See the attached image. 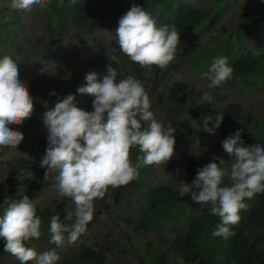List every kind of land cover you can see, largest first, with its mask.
I'll list each match as a JSON object with an SVG mask.
<instances>
[{"label": "trees", "instance_id": "obj_1", "mask_svg": "<svg viewBox=\"0 0 264 264\" xmlns=\"http://www.w3.org/2000/svg\"><path fill=\"white\" fill-rule=\"evenodd\" d=\"M219 1L221 0H216L214 5ZM0 3V58L9 55L17 62L19 78L28 86L34 103L31 117L22 125H10L12 130L18 126L32 125L36 113L42 111L45 105L54 107L69 94L75 97L76 105L80 97L77 89L80 88L86 71L104 72L105 68L107 69L104 59L97 56H87L81 69L70 68L73 59L61 50L65 40H85L105 23L118 27L119 19L135 5L149 13L156 20L158 27L175 25L180 31L181 42H184L192 34L217 26V15L225 9V6L215 9L213 5L211 10L203 12L191 4L180 3V0H109V7L114 11L109 14L100 7L97 0H77L75 5L72 0H41L43 8L41 3L33 6H37L45 15V32L32 38L22 20L23 11L11 10L10 0H0ZM221 30L223 31V28ZM219 38L211 44L199 47L188 58L193 69L206 73L215 58H227L229 66L233 68L231 79L211 88L216 99L222 100L236 89L240 82H249L258 77L264 79V51L244 55L246 41L243 38H235L232 35L224 37L222 34H219ZM253 38L257 40L256 36ZM91 41L93 45L99 46L97 40ZM111 66L118 73L117 82L132 76L147 88L151 101L150 110L166 128L171 125V121L179 119L181 125L172 127L175 128L174 151L188 154V158L183 156L181 159L183 171L196 167L195 165L199 167L202 162L199 155H193V152L183 149L185 144L192 145L199 136L193 125L203 127V119L209 115L224 114L220 125L221 137L224 139L234 138L239 132L244 146L257 143L264 145V120L244 113L239 105L212 109L207 102L199 103L198 98L190 102L186 97L185 85L169 81V74L174 73L172 63L165 69L153 67L151 70L142 68L131 60L127 66L121 61H114ZM131 72L136 77L131 75ZM142 155L138 148H133V164L137 162V157ZM230 158L232 160L231 156ZM150 168L151 166L141 167L138 170V179L113 189L112 204L107 203V194L103 199H97L94 205V219L87 225V229L97 224L98 233L104 234L106 238L110 233L108 230H111L109 223L118 225V211H113V208H122L126 198L131 196L136 199L128 205L134 207L137 222H126L124 228L133 232L158 228L175 232L172 247L176 264H264V194H257L252 199L245 200L248 209L240 212L242 219L239 226L233 228L235 235L224 240L212 236L220 218L210 214L209 205L194 202L190 193L181 197L179 190L168 185L152 186L144 190L151 177ZM26 171L32 172L35 177L30 182L26 178L22 179V182L27 184L28 193L25 195L30 200L36 193L56 183L53 173L45 180L47 169L38 168L35 162L29 159H20L16 168L10 171L12 177L6 181L15 186L21 180L19 176ZM227 184L229 182L224 180L222 186ZM3 193L4 186L0 181V216L12 201L5 198ZM36 210L42 220V235L40 239L32 241L51 237L49 227L53 215H58L60 221L69 227L75 222L74 215L71 219L65 218L69 211L74 212L72 201L66 197L49 207ZM77 243L80 246L79 252L69 256L60 255L58 264H107V254L119 242L111 239L96 243V246L89 245L84 233ZM170 244L165 236H160L155 245L148 242L144 248L147 262L142 264H165L171 249ZM4 246L5 241L0 238V264H20L14 256L4 251ZM121 253L122 251H119L116 256L120 257Z\"/></svg>", "mask_w": 264, "mask_h": 264}, {"label": "clouds", "instance_id": "obj_2", "mask_svg": "<svg viewBox=\"0 0 264 264\" xmlns=\"http://www.w3.org/2000/svg\"><path fill=\"white\" fill-rule=\"evenodd\" d=\"M76 2L72 0L73 5ZM38 3L41 0H10L9 7L29 12ZM118 25L114 31L116 43L140 67L165 69L176 59L181 39L175 25L158 27L149 13L135 5L119 19ZM232 72L226 57L215 58L205 74L210 80L209 88L231 79ZM117 75L111 64L102 80L94 72L86 75V86L77 91L94 97L93 111L75 106V97L69 94L44 113L43 123L48 130V147L40 165L47 169L44 179L55 173L54 188L74 205V212L69 211L65 217L75 216L70 227L58 215L51 217L50 243L57 247L78 241L94 219L95 201L103 199L109 189L138 179L141 167L166 165L175 154V128H166L155 118L144 85L132 76L117 82ZM203 99L210 103L212 97L205 93ZM33 111V98L19 78L17 62L4 55L0 58V146L17 148L24 136L10 125H22ZM223 119L221 113L205 117L203 131L215 134ZM222 147L232 157L227 173L230 183L222 186L225 160L215 157L219 164L211 162L198 169L196 179L191 185L183 183L179 195L190 193L194 202L209 205L210 214L220 218L212 236L228 240L235 235L233 228L240 224V212L248 209L245 200L264 194V145L244 146L237 132L234 138L223 141ZM133 148L143 154L135 164L131 159ZM41 227L36 205L28 196L12 200L0 216L4 251L20 264H58L60 257L54 249L41 253L26 246L33 239H40Z\"/></svg>", "mask_w": 264, "mask_h": 264}, {"label": "rangeland", "instance_id": "obj_3", "mask_svg": "<svg viewBox=\"0 0 264 264\" xmlns=\"http://www.w3.org/2000/svg\"><path fill=\"white\" fill-rule=\"evenodd\" d=\"M97 1L104 11L109 14L114 13L109 7V0ZM215 1L216 0H180V3L191 4L193 7L203 12H208L213 7ZM220 6H225V9L217 15V26L210 30H201L198 33L192 34L187 41L181 42L177 51V57L172 62L174 65V73L169 74V81H178L184 84L186 87V97L190 102H193L198 98L199 103H209L203 99L204 94L207 93L212 97V100L209 103L212 109H223L228 105H239L243 108L242 110L244 113H248L255 119L263 121L264 79L262 77L254 78L249 82H240L237 88L228 93L224 99L217 100L212 89L209 88L210 80L205 75L206 72L193 69L190 65L188 56H192L199 47L205 44H211L212 41H217L219 34L224 35V37L232 35L235 38L237 36L241 39L243 38L246 41L244 55L248 53L258 54L260 51H264V0H221L214 5V8L216 9ZM22 20L27 26L28 35H32V38L36 35L44 34L46 19L43 11L38 9L37 6H33L29 12L23 11ZM117 28L116 25L105 23L98 27L97 30L85 40H65V42L62 43L64 48L61 50L72 57L73 62L70 68L81 69L87 56L103 58L106 66L112 64L114 61H121L127 66V64L130 63V59L120 50L115 40L114 31ZM221 28H223V31ZM253 36H256L257 40L254 39ZM93 39L99 42V46L93 45V42L91 41ZM233 46L235 45L233 44ZM93 72L97 73L98 79L102 80L103 76L107 74V69L105 68L104 72L86 71L80 87L86 86V75ZM131 75L136 77L133 72H131ZM145 90L149 95L147 88H145ZM79 95V101L75 106L87 110L88 112L93 111L92 101L94 97L80 93ZM51 108H53L52 105H47L42 111L36 113L32 125L28 127L18 126L13 130L21 132L24 136L23 141L17 146V148L0 146V181L4 186L3 195L5 198L10 200H19L22 198L28 193V188L26 187L27 184L25 185V183L22 182V179L26 178L30 182L35 178L32 172L26 171L19 176L21 180L17 185H9L6 180H9L12 177L10 171L16 168L20 159H29L35 162L38 168H43L40 166L41 160L48 147V130L43 123V117L44 113ZM158 121L161 122L160 119ZM180 125L178 118L171 121V126ZM212 126L213 123L209 122V127ZM193 127H196L197 131H193H196V134L199 136L192 145L185 144L183 151L187 150V152H193V155H199L202 158L199 167L195 165L197 168H187L183 171L181 169V159L183 156L188 158V154L174 151V156L166 165L151 166V177L144 190L157 185H168L172 189L179 190L183 183L191 185L196 179L198 169L203 168L211 162L219 164V160H216L215 157H220L225 160V163L222 166L226 172L224 180L230 183L229 175H227V173L230 172L232 160L230 155L226 153L222 147V142L226 139L221 137L220 127L216 129L215 134H209L208 132L203 131V127H199V125L196 124H194ZM53 174L55 176V173ZM53 185L54 184L34 195L32 201L36 205V208L44 209L63 198L59 195ZM112 191L113 189H109L107 193L106 200L108 204H112ZM126 199L127 200L122 204V208H113V211H118L116 212L118 215V218L116 219L118 225L109 223L111 230H108L110 233L106 238L104 234L98 233L99 227H96L97 224L86 230L85 234L89 245L96 246V243L103 242V240L115 239L119 243L116 244V247L110 250L107 254V256H109L107 258V264H142L147 262L144 256V248L146 244L152 242V244L155 245L156 240L160 236H165L171 243V249L168 251L169 255L165 264H176V256L174 248L172 247L175 232L166 231L162 228L138 230L133 232L124 228L126 222H137V213L134 207L128 205V203L135 200L136 197L130 196ZM50 239L51 237L46 240L32 241L26 244V246L32 247L41 253L54 249L59 256H69L72 253L77 254L80 250V246L77 242L72 245L65 244L64 247H57L55 244L50 243ZM169 247L170 246H168V248ZM119 251H122V253L120 257H117L116 255L119 254ZM30 264H32V262H30Z\"/></svg>", "mask_w": 264, "mask_h": 264}]
</instances>
